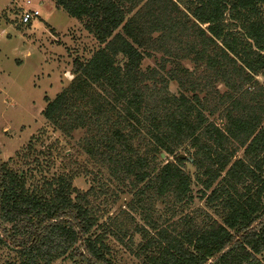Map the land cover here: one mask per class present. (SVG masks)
<instances>
[{
	"label": "trees",
	"instance_id": "obj_1",
	"mask_svg": "<svg viewBox=\"0 0 264 264\" xmlns=\"http://www.w3.org/2000/svg\"><path fill=\"white\" fill-rule=\"evenodd\" d=\"M53 1L98 48L46 98V122L81 132L83 153L142 209L189 205L195 183L211 210L175 227L144 214L139 263L264 264V0ZM77 173L34 181L0 160V251L10 255L0 264H118L111 226L127 232L99 223L90 199L101 179L81 191Z\"/></svg>",
	"mask_w": 264,
	"mask_h": 264
},
{
	"label": "rangeland",
	"instance_id": "obj_2",
	"mask_svg": "<svg viewBox=\"0 0 264 264\" xmlns=\"http://www.w3.org/2000/svg\"><path fill=\"white\" fill-rule=\"evenodd\" d=\"M21 1L25 8V0ZM28 8H36L39 16L21 24L19 16L23 7L13 0H0V160L8 162L15 170L30 171L34 181L61 172H78L73 186L81 191L93 185L92 177L101 179L99 186L95 185L97 193L90 199L99 223L115 221L124 233L127 232L123 237V232L111 226L119 234L114 232L109 239L115 261L140 264L134 254L142 240L135 230L146 225L142 219L144 214H149L161 226L175 227L184 216H201L202 213L195 212L210 213L211 210L199 198V186L195 183L192 185L194 199L189 205L181 204L171 210L173 204L155 199L142 209V205L135 202L133 192L109 180L83 153L81 132L66 136L46 122L42 116L46 98L52 99L69 83L74 64L88 59L98 44L80 20L57 8L53 0H32ZM201 74L197 69V75ZM169 89L178 90L174 83H170ZM210 119L220 121L216 116ZM29 143L35 149L23 156ZM181 153L187 156L186 152ZM168 159L173 160V157ZM83 168L91 173H80ZM184 168L194 176V168L188 162ZM9 257L7 250L0 251V260ZM52 264L73 263L69 259H59Z\"/></svg>",
	"mask_w": 264,
	"mask_h": 264
},
{
	"label": "built area",
	"instance_id": "obj_3",
	"mask_svg": "<svg viewBox=\"0 0 264 264\" xmlns=\"http://www.w3.org/2000/svg\"><path fill=\"white\" fill-rule=\"evenodd\" d=\"M26 6L31 4V0H25ZM39 16V12L37 9L34 8H23L22 12L19 16V22L21 24H27L33 19L37 18Z\"/></svg>",
	"mask_w": 264,
	"mask_h": 264
},
{
	"label": "crops",
	"instance_id": "obj_4",
	"mask_svg": "<svg viewBox=\"0 0 264 264\" xmlns=\"http://www.w3.org/2000/svg\"><path fill=\"white\" fill-rule=\"evenodd\" d=\"M13 2L16 4V3H18V5L19 6H21V7H23L24 8V6L22 5V4H24V2L22 3V1L21 0H13ZM31 2H32V0H31ZM26 6V5H25ZM27 8H28V6H26ZM25 7V8H26ZM36 9V8H35Z\"/></svg>",
	"mask_w": 264,
	"mask_h": 264
},
{
	"label": "water",
	"instance_id": "obj_5",
	"mask_svg": "<svg viewBox=\"0 0 264 264\" xmlns=\"http://www.w3.org/2000/svg\"><path fill=\"white\" fill-rule=\"evenodd\" d=\"M162 157H164V154H161ZM179 158H185V155L184 154H179L178 155Z\"/></svg>",
	"mask_w": 264,
	"mask_h": 264
}]
</instances>
